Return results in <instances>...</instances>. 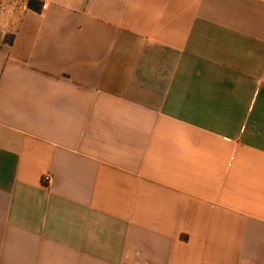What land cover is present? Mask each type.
Listing matches in <instances>:
<instances>
[{
  "label": "crops",
  "instance_id": "0c3cea01",
  "mask_svg": "<svg viewBox=\"0 0 264 264\" xmlns=\"http://www.w3.org/2000/svg\"><path fill=\"white\" fill-rule=\"evenodd\" d=\"M28 1L0 0V264H264V0Z\"/></svg>",
  "mask_w": 264,
  "mask_h": 264
},
{
  "label": "trees",
  "instance_id": "16d2710c",
  "mask_svg": "<svg viewBox=\"0 0 264 264\" xmlns=\"http://www.w3.org/2000/svg\"><path fill=\"white\" fill-rule=\"evenodd\" d=\"M43 6H44L43 1H40V0H29L28 1V7L37 12H41L43 10Z\"/></svg>",
  "mask_w": 264,
  "mask_h": 264
},
{
  "label": "built area",
  "instance_id": "2783aa9c",
  "mask_svg": "<svg viewBox=\"0 0 264 264\" xmlns=\"http://www.w3.org/2000/svg\"><path fill=\"white\" fill-rule=\"evenodd\" d=\"M45 179H46L47 181H49V180H50V177H46Z\"/></svg>",
  "mask_w": 264,
  "mask_h": 264
}]
</instances>
